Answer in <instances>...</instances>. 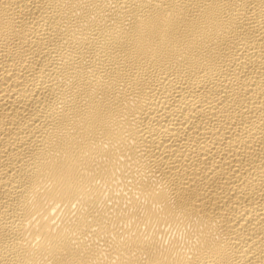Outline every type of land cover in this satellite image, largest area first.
Instances as JSON below:
<instances>
[{"label":"bare ground","instance_id":"bare-ground-1","mask_svg":"<svg viewBox=\"0 0 264 264\" xmlns=\"http://www.w3.org/2000/svg\"><path fill=\"white\" fill-rule=\"evenodd\" d=\"M0 264H264V0H0Z\"/></svg>","mask_w":264,"mask_h":264}]
</instances>
